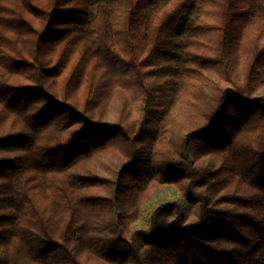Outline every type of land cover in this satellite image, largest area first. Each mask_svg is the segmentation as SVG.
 Segmentation results:
<instances>
[{
    "label": "trees",
    "instance_id": "16d2710c",
    "mask_svg": "<svg viewBox=\"0 0 264 264\" xmlns=\"http://www.w3.org/2000/svg\"><path fill=\"white\" fill-rule=\"evenodd\" d=\"M0 264H264V0H0Z\"/></svg>",
    "mask_w": 264,
    "mask_h": 264
}]
</instances>
